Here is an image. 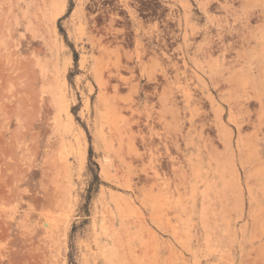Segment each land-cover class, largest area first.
Segmentation results:
<instances>
[{
    "label": "rangeland",
    "instance_id": "1",
    "mask_svg": "<svg viewBox=\"0 0 264 264\" xmlns=\"http://www.w3.org/2000/svg\"><path fill=\"white\" fill-rule=\"evenodd\" d=\"M94 1L0 0L37 74L0 81V264H264V33L225 61L186 1L165 26Z\"/></svg>",
    "mask_w": 264,
    "mask_h": 264
},
{
    "label": "flooded vegetation",
    "instance_id": "2",
    "mask_svg": "<svg viewBox=\"0 0 264 264\" xmlns=\"http://www.w3.org/2000/svg\"><path fill=\"white\" fill-rule=\"evenodd\" d=\"M186 1L191 7L192 17L201 18L209 32L218 33V42L210 45L206 51L208 56L219 57L221 60H231L236 58L238 53L244 49H249V43L242 42L240 35L249 33H264V0H129L133 5L122 3L121 0H95L92 2L91 17L98 16L102 19H108L111 24V18L123 19L131 16L128 7L136 12V16L143 18L148 23H157L160 26L168 24L170 18H177V13L170 8L171 2ZM173 23H177L175 20ZM172 27L178 30V26ZM107 36L109 43L111 39L116 38V33L111 34V25L108 28ZM163 30V29H162ZM167 30H171L167 28ZM233 33L235 37L229 40L228 35ZM176 34V33H175ZM195 41L200 43L202 37ZM176 39L170 40L173 49L176 48ZM254 55L257 63L264 62V42L252 43ZM139 56L142 53L139 52ZM256 95L253 99L251 110V127L258 135V138L264 143V89L254 91Z\"/></svg>",
    "mask_w": 264,
    "mask_h": 264
},
{
    "label": "bare ground",
    "instance_id": "3",
    "mask_svg": "<svg viewBox=\"0 0 264 264\" xmlns=\"http://www.w3.org/2000/svg\"><path fill=\"white\" fill-rule=\"evenodd\" d=\"M0 13H2V12H0ZM8 15V14H7ZM56 15L57 14H54L53 15V18H52V20L53 19H55V17H56ZM3 16V15H2ZM1 15H0V35H2L3 36V38H4V36H5V39H6V37L8 38V36H12L11 35V32H12V30H11V32L9 31L8 33H9V35L6 33V29L9 27V28H11V25H13V23L11 22V21H9V17L7 18H3ZM32 20V19H31ZM14 21V20H13ZM54 21V20H53ZM14 27V26H13ZM1 36V37H2ZM10 38H13V37H10ZM10 38H8L7 40H6V42H7V44H6V46H2L1 44H0V81H3L2 83H9V81H11V80H13V78H14V76L12 77V75H13V73H16V76H17V78H19L20 79V76H22L23 74H27L28 72H29V74H31V73H33V72H31V71H34V67H31V68H33V70H31L30 69V63L31 62H33V61H31V60H29V58H28V60L26 59V60H22V58H20L21 57V55H20V57H19V55H18V52H15V47H16V44L13 42V41H10ZM2 39V38H1ZM14 47V48H13ZM23 56V55H22ZM31 61V62H30ZM34 64V62L32 63V65ZM113 64V63H112ZM34 66V65H33ZM122 68V67H121ZM29 70H31V71H29ZM103 71V70H102ZM105 71V70H104ZM132 71V70H131ZM35 73V72H34ZM15 75V74H14ZM28 75V74H27ZM35 75H37L36 73L35 74H31V77H30V79H28L27 81H30V82H34L35 80H36V78H35V80H34V78H33V76L35 77ZM45 75V74H44ZM24 77H26L27 78V76L26 75H23ZM22 76V77H23ZM23 77V78H24ZM29 77V76H28ZM36 77H38V76H36ZM118 77H119V75H118ZM117 77V78H118ZM16 78V77H15ZM14 78V79H15ZM32 78H33V80L34 81H31L32 80ZM96 78H97V80H98V82H99V84L101 85V86H103V87H107V84H108V81H106V82H104V80H103V78H102V76H101V74H96ZM111 78H112V74H111ZM122 80H124L125 82H126V84L128 83H130L129 81H130V79L129 78H124L123 77V75H122V77H120ZM18 79V80H19ZM12 82H14V81H12ZM15 84V83H14ZM32 83H30L29 85H31ZM125 84V85H126ZM44 85V84H43ZM42 85V86H43ZM112 85V84H111ZM32 86V85H31ZM18 87V86H17ZM30 88V87H29ZM115 89H117V86H115L114 87ZM26 91V90H25ZM22 93V92H21ZM18 96V95H17ZM31 97V96H30ZM26 98V97H25ZM36 98V97H35ZM13 99V98H12ZM21 99V98H20ZM21 102H22V100H21ZM21 105V104H20ZM36 105V104H35ZM40 105V104H39ZM6 106V105H5ZM33 107V106H32ZM17 109V108H16ZM119 109H120V107H119ZM24 111V110H23ZM34 112V111H33ZM34 118H35V116H34ZM24 121V120H23ZM23 125V124H22ZM29 129V128H28ZM51 145H53V144H51ZM50 145V146H51ZM48 157V156H47ZM57 167V166H56ZM58 168V167H57ZM51 169V168H50ZM27 171V170H26ZM58 173V172H57ZM27 175V174H26ZM58 175V174H57ZM13 177V176H12ZM16 177H18V175L16 176ZM22 177V176H21ZM23 179V178H22ZM14 180V179H13ZM4 181V180H3ZM18 188V187H17ZM20 189V188H19ZM10 193V192H9ZM22 193V192H21ZM12 194V193H11ZM48 196V195H47ZM45 206V205H44ZM229 260H230V258H229ZM262 260V259H261ZM257 262V261H256ZM259 263V262H258ZM259 264H261V263H259Z\"/></svg>",
    "mask_w": 264,
    "mask_h": 264
}]
</instances>
